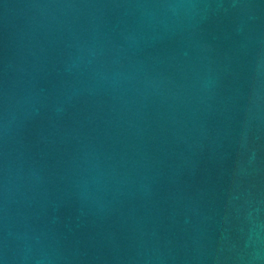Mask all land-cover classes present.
Here are the masks:
<instances>
[{
	"label": "water",
	"instance_id": "water-1",
	"mask_svg": "<svg viewBox=\"0 0 264 264\" xmlns=\"http://www.w3.org/2000/svg\"><path fill=\"white\" fill-rule=\"evenodd\" d=\"M0 264H264V0H0Z\"/></svg>",
	"mask_w": 264,
	"mask_h": 264
}]
</instances>
